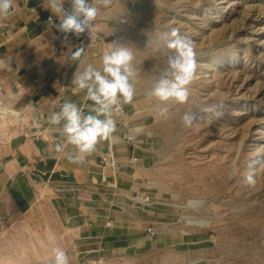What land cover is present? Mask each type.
<instances>
[{"label": "rangeland", "instance_id": "1", "mask_svg": "<svg viewBox=\"0 0 264 264\" xmlns=\"http://www.w3.org/2000/svg\"><path fill=\"white\" fill-rule=\"evenodd\" d=\"M29 2L0 19V264H53L57 247L69 264H264V0H92L96 43ZM174 27L196 52L185 103L151 95ZM118 44L133 101L72 163L48 118L67 100L88 114L74 78Z\"/></svg>", "mask_w": 264, "mask_h": 264}, {"label": "clouds", "instance_id": "2", "mask_svg": "<svg viewBox=\"0 0 264 264\" xmlns=\"http://www.w3.org/2000/svg\"><path fill=\"white\" fill-rule=\"evenodd\" d=\"M48 8L59 19L56 28L65 35L79 37L88 32L91 34L92 22L98 15V9L92 0H47ZM67 2L70 8L65 9ZM105 7L111 0H101ZM14 0H0V19L11 14ZM51 20V18H50ZM166 47L172 52L167 58V68L155 81L151 95L161 102L175 100L185 103L188 99V85L193 80L197 69L196 52L193 40L180 33L179 28H172L168 33ZM84 47H77L71 53L72 61H79L84 54ZM132 51L122 45L112 47L102 56V67L89 64L83 72L75 76L74 83L80 90H86V99L92 101L88 106V114L74 102L67 100L59 112L49 118L53 126H61V135L67 144L75 147L77 154L68 155L72 163H82L85 154L95 151L99 142L109 139L116 131V121L111 118L114 108L122 104H130L134 97L133 79L135 71L132 66ZM162 113L167 112L163 108ZM103 117V119L101 118ZM194 116L185 113L182 117L184 125L191 126ZM56 150H64L63 144H57ZM249 184L254 183L251 175L245 178ZM53 264H69L67 253L57 247L54 250Z\"/></svg>", "mask_w": 264, "mask_h": 264}, {"label": "crops", "instance_id": "3", "mask_svg": "<svg viewBox=\"0 0 264 264\" xmlns=\"http://www.w3.org/2000/svg\"><path fill=\"white\" fill-rule=\"evenodd\" d=\"M22 3H24L23 0H20ZM30 7H33L35 8L36 10L38 8H42L43 11L41 12L42 13V16L43 17H46V16H51L54 18V14L52 13V11L48 8V2L47 0H30V2L28 3ZM33 14L37 15L38 17H40L41 15L38 13V11L36 12H32ZM66 69L67 70H64L63 67H58L56 70V72H59V73H62L63 71H66L67 73H70V74H75V72L77 71L78 67L75 68V65H71V66H66ZM71 78V75L70 77L68 76L66 78V84L69 83V79Z\"/></svg>", "mask_w": 264, "mask_h": 264}, {"label": "built area", "instance_id": "4", "mask_svg": "<svg viewBox=\"0 0 264 264\" xmlns=\"http://www.w3.org/2000/svg\"><path fill=\"white\" fill-rule=\"evenodd\" d=\"M25 2H28L30 0H23ZM51 18V20H50ZM49 21H53V18L51 16L48 17ZM85 37L91 42V43H96L97 42V35L95 34V31L93 29V22H92V28H91V34H89L88 32H85Z\"/></svg>", "mask_w": 264, "mask_h": 264}, {"label": "bare ground", "instance_id": "5", "mask_svg": "<svg viewBox=\"0 0 264 264\" xmlns=\"http://www.w3.org/2000/svg\"><path fill=\"white\" fill-rule=\"evenodd\" d=\"M33 11H36V9H33Z\"/></svg>", "mask_w": 264, "mask_h": 264}]
</instances>
